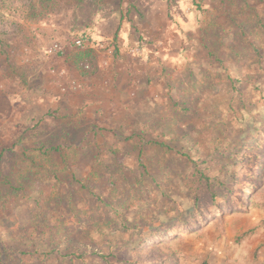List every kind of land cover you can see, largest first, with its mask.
<instances>
[{
	"label": "rangeland",
	"instance_id": "rangeland-1",
	"mask_svg": "<svg viewBox=\"0 0 264 264\" xmlns=\"http://www.w3.org/2000/svg\"><path fill=\"white\" fill-rule=\"evenodd\" d=\"M25 3L0 0V264H240L264 224V34L249 54L211 0ZM53 147L67 164L39 177L20 158Z\"/></svg>",
	"mask_w": 264,
	"mask_h": 264
},
{
	"label": "trees",
	"instance_id": "trees-1",
	"mask_svg": "<svg viewBox=\"0 0 264 264\" xmlns=\"http://www.w3.org/2000/svg\"><path fill=\"white\" fill-rule=\"evenodd\" d=\"M13 2L14 4L16 2L25 1L29 6H35L36 4H39V6H43L44 3H47L48 5L44 8H47L50 6L51 0H9ZM121 2L124 0H120ZM204 0H192L193 5L197 10L201 11V3ZM215 9L219 12H221L222 15L226 16L230 21L235 22L241 17H245V20L243 23H238L237 28L239 32V37L241 41L244 44V49L249 54L257 53L258 52V46L256 44L257 36L260 35V33L264 34V19L260 18L259 14L255 11L253 7H250L246 4H244L245 0H211ZM264 1V0H261ZM25 3V4H26ZM244 5H241V4ZM16 10H18L17 5ZM79 50L77 53H74L71 58L73 60L72 67L76 69L78 74L83 78H89L92 76H95L98 72V63L95 57V54L91 49L88 47H85V44H82L80 47H77ZM76 48V49H77ZM228 80H230L231 83H233L232 78L228 77ZM233 86V85H231ZM264 135V132L262 133ZM250 137L247 138L249 140ZM38 153L37 154H29V150H22L20 151V158L23 161V164H26L28 167V170H35L38 174L37 176H41L44 170V167L42 163L38 160L46 159L47 161L56 162V160H60L63 164H67V157L63 154L62 148L60 147H53L50 149L40 150L35 149ZM29 152V153H28ZM3 155L2 152H0V157ZM57 173L54 172L53 175H56ZM57 177V176H55ZM208 184L210 183L208 179L205 180ZM252 190H254L253 185H246L245 188H243L242 192L249 193ZM98 201L100 199L98 198ZM247 203L237 204V203H229L227 202V196L219 198L217 195H213L211 197V206L210 208L213 209L216 206H218L221 210L229 207L231 210L234 209H240L241 211L245 210ZM199 206V204H196V207ZM110 209L112 210L113 207L110 206ZM209 210V212H212L213 210ZM201 213L198 212L196 215V221L199 222V220L203 217L200 215ZM203 214V213H202ZM246 235L243 234L241 237L243 238ZM44 256V254L37 253V256L40 257ZM99 257L106 259L103 255H99ZM66 259L72 260L74 258V255L69 254L66 255ZM76 259H82V256H76Z\"/></svg>",
	"mask_w": 264,
	"mask_h": 264
},
{
	"label": "crops",
	"instance_id": "crops-1",
	"mask_svg": "<svg viewBox=\"0 0 264 264\" xmlns=\"http://www.w3.org/2000/svg\"><path fill=\"white\" fill-rule=\"evenodd\" d=\"M254 222V224L249 225L246 231L242 233V235L246 233L243 237V239H246V243L244 244L246 249L244 247L242 249L247 256L244 257L246 260L243 259V261H240V264H257L250 259V253L260 245H264V224L259 222V220Z\"/></svg>",
	"mask_w": 264,
	"mask_h": 264
},
{
	"label": "built area",
	"instance_id": "built-area-1",
	"mask_svg": "<svg viewBox=\"0 0 264 264\" xmlns=\"http://www.w3.org/2000/svg\"><path fill=\"white\" fill-rule=\"evenodd\" d=\"M81 45H82V41H80V40H76V41H74V43H73V46H74L75 48L80 47Z\"/></svg>",
	"mask_w": 264,
	"mask_h": 264
}]
</instances>
